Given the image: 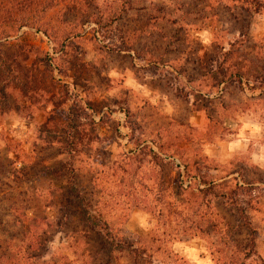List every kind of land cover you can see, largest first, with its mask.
I'll return each mask as SVG.
<instances>
[{"label": "rangeland", "instance_id": "obj_1", "mask_svg": "<svg viewBox=\"0 0 264 264\" xmlns=\"http://www.w3.org/2000/svg\"><path fill=\"white\" fill-rule=\"evenodd\" d=\"M124 2L0 40V264H264V0Z\"/></svg>", "mask_w": 264, "mask_h": 264}, {"label": "trees", "instance_id": "obj_2", "mask_svg": "<svg viewBox=\"0 0 264 264\" xmlns=\"http://www.w3.org/2000/svg\"><path fill=\"white\" fill-rule=\"evenodd\" d=\"M5 0H0V2H4ZM89 1L92 0H6V5L8 8H0V20L1 19H10L15 18L16 20H9L8 23L12 22V24L4 25L3 22L0 24V40L3 38L10 37L13 33L20 31L24 27H30V20L38 21L37 30L38 32H43L46 36L49 35L48 30L43 28H48L49 30H53V27L50 23L52 17L49 16L50 13L53 12L54 8L57 9L55 13L58 14L59 17H64L63 14L66 13L70 8L73 7L75 9L88 7ZM231 1V0H230ZM131 0H126L122 4V6L129 5ZM232 2L237 3L239 0H232ZM255 3H258V0H255ZM128 11V10H127ZM126 12L125 8L120 9L118 19L121 18V15ZM230 14L233 12V6L230 8ZM54 13V14H55ZM127 13V12H126ZM125 13V14H126ZM256 11L253 14H258ZM250 14V13H249ZM35 27V26H34ZM66 29L62 30V33H66ZM67 39V36H66ZM35 91V90H33ZM252 235L256 234V231H251ZM134 259L136 262L140 264H151L149 260L144 258L143 253H140L137 250H134Z\"/></svg>", "mask_w": 264, "mask_h": 264}, {"label": "crops", "instance_id": "obj_3", "mask_svg": "<svg viewBox=\"0 0 264 264\" xmlns=\"http://www.w3.org/2000/svg\"><path fill=\"white\" fill-rule=\"evenodd\" d=\"M250 142L251 141H248L246 139H241V140H234L232 142L227 143L226 148H228V150L230 151L228 154L229 155L228 157L231 158L232 160L239 159V161L240 159H243L244 155L248 153L247 151H249ZM238 149H241V150H238ZM254 152L252 154L250 153L253 160L250 161L249 159V162H246V165H248L250 168H258L261 171H264V153L263 152L260 153L257 151H254ZM241 162H242L241 165L244 166L243 160ZM234 175H238V172L232 173L230 175V178H232Z\"/></svg>", "mask_w": 264, "mask_h": 264}]
</instances>
